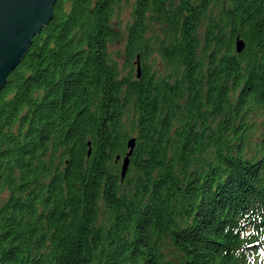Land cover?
I'll use <instances>...</instances> for the list:
<instances>
[{"label": "trees", "instance_id": "obj_1", "mask_svg": "<svg viewBox=\"0 0 264 264\" xmlns=\"http://www.w3.org/2000/svg\"><path fill=\"white\" fill-rule=\"evenodd\" d=\"M0 264H264V0H56L0 90Z\"/></svg>", "mask_w": 264, "mask_h": 264}, {"label": "water", "instance_id": "obj_2", "mask_svg": "<svg viewBox=\"0 0 264 264\" xmlns=\"http://www.w3.org/2000/svg\"><path fill=\"white\" fill-rule=\"evenodd\" d=\"M55 2L56 0H0V90L8 75L28 51L33 37L51 21ZM244 46V42L237 38L236 53L240 54ZM134 145L135 139L131 138L128 141L129 152L122 162V178L128 169Z\"/></svg>", "mask_w": 264, "mask_h": 264}, {"label": "rangeland", "instance_id": "obj_3", "mask_svg": "<svg viewBox=\"0 0 264 264\" xmlns=\"http://www.w3.org/2000/svg\"><path fill=\"white\" fill-rule=\"evenodd\" d=\"M130 9L125 8L121 13V20L123 23H126L129 19ZM111 56L117 61L121 68H124V57H123V46L113 45L110 47Z\"/></svg>", "mask_w": 264, "mask_h": 264}]
</instances>
